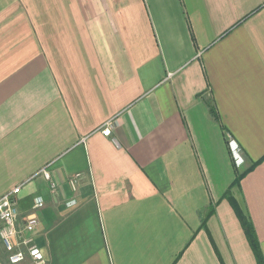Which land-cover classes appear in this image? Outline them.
Instances as JSON below:
<instances>
[{"label": "crops", "instance_id": "1", "mask_svg": "<svg viewBox=\"0 0 264 264\" xmlns=\"http://www.w3.org/2000/svg\"><path fill=\"white\" fill-rule=\"evenodd\" d=\"M20 184L45 264H259L264 0H0V197Z\"/></svg>", "mask_w": 264, "mask_h": 264}, {"label": "built area", "instance_id": "2", "mask_svg": "<svg viewBox=\"0 0 264 264\" xmlns=\"http://www.w3.org/2000/svg\"><path fill=\"white\" fill-rule=\"evenodd\" d=\"M117 120L108 121L102 133L110 136ZM232 144L233 156L236 163L244 162L240 148L234 141ZM42 173L50 179V172L43 169ZM23 184L17 185L0 197V264H45L46 257L40 246L35 242L34 232L39 224L37 210L44 205L42 197H35L33 211L21 215L18 209V194Z\"/></svg>", "mask_w": 264, "mask_h": 264}, {"label": "trees", "instance_id": "3", "mask_svg": "<svg viewBox=\"0 0 264 264\" xmlns=\"http://www.w3.org/2000/svg\"><path fill=\"white\" fill-rule=\"evenodd\" d=\"M240 178L242 177V175H239ZM239 179V177H238ZM244 228L246 230V233L248 235V238L251 242V245L253 246L252 248L254 249L256 256H257V260L259 264H264V258L262 256L261 250H260V245H259V241L257 240L256 237V233L255 230L253 228V226L250 224V222H247L246 220H244Z\"/></svg>", "mask_w": 264, "mask_h": 264}]
</instances>
